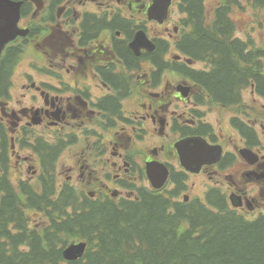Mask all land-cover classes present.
<instances>
[{
    "label": "flooded vegetation",
    "instance_id": "1",
    "mask_svg": "<svg viewBox=\"0 0 264 264\" xmlns=\"http://www.w3.org/2000/svg\"><path fill=\"white\" fill-rule=\"evenodd\" d=\"M24 1L23 23L28 41H42L47 64L40 66L33 61L32 69L43 72L46 78L37 81L32 74H25L19 96L0 102V149L7 152L8 165L20 175V180L32 181L36 177L34 151L56 143L59 157H69L71 162L61 174L62 184L79 188L82 196L89 199L102 197L101 193L108 195L106 189L111 194L116 191V196L121 193L111 184L126 187L147 182L145 164L149 161L164 162L172 175L173 164L178 160L175 143L201 136L225 149L231 169L239 163L245 166L242 180L228 173L230 182L219 179L212 186L225 196L226 203L243 213L264 207V104L261 109L256 108L260 103L257 97L252 98V112L245 113V119L239 113L230 115L229 130L210 132L207 110L199 106L200 91L205 88L209 93L203 74L212 71L211 63L192 57L188 63L182 55L167 56L170 42L164 36L174 35L166 26L168 21H148L165 26L164 36L156 35V30L149 33L157 47L162 42L167 45L159 59L146 50L138 56L131 50L135 32L145 28L147 22L145 3H138L136 14L129 16L125 12L134 7L130 0H105L100 3L105 9L98 11L88 8L87 3L86 9L80 10L72 0ZM173 30L179 32L177 24ZM167 62L166 66L160 65ZM198 64L203 66L198 68ZM167 73L171 77L165 81ZM252 79V96L260 94L264 98V84L259 88L258 80ZM259 89L261 93L257 92ZM173 105L175 109L169 112ZM246 148L254 152L250 164L237 155ZM42 158L39 153L40 163ZM0 162L3 168L5 165ZM209 169L213 167L203 166L200 172L192 173L181 168L187 179L193 175L203 177L191 186L186 182V187L192 191L203 187L205 176L211 177ZM77 170L82 173L77 175ZM30 172L33 174L29 176ZM97 173L106 189H85L86 181ZM216 173L220 174L218 170ZM207 196L205 191L204 197ZM230 196H234L235 203ZM183 199L189 202L199 198L187 192Z\"/></svg>",
    "mask_w": 264,
    "mask_h": 264
},
{
    "label": "trees",
    "instance_id": "2",
    "mask_svg": "<svg viewBox=\"0 0 264 264\" xmlns=\"http://www.w3.org/2000/svg\"><path fill=\"white\" fill-rule=\"evenodd\" d=\"M131 1L134 7L126 12L136 14L135 6L143 2ZM177 1L185 31L176 47L187 57L211 63L212 71L203 74L210 95L221 103H238L239 86L249 76L262 88L264 47L234 37L232 12L243 1L264 8V0H222L213 16L204 0ZM28 39L29 35L14 40L0 61V98L9 95L15 64ZM160 54L159 48L152 52L158 59ZM6 153L0 149L5 168ZM51 163L38 188L23 183L20 193L8 169L3 168L5 174L0 170L5 193L0 199V264H264V214L247 219L211 199L217 212L201 204L175 202L177 190L168 197L140 188L139 200L82 202L72 186L58 192ZM27 207L44 211L47 224L28 227ZM71 237L87 241L88 248L82 258L67 261L63 249Z\"/></svg>",
    "mask_w": 264,
    "mask_h": 264
},
{
    "label": "rangeland",
    "instance_id": "3",
    "mask_svg": "<svg viewBox=\"0 0 264 264\" xmlns=\"http://www.w3.org/2000/svg\"><path fill=\"white\" fill-rule=\"evenodd\" d=\"M73 3L76 4L77 8H79L80 10H85L86 8H84L85 3H87V7L92 9V10H101V9H105L102 8L104 6L100 7V3L105 1V0H72ZM115 2H118V0H114ZM131 1V0H130ZM136 1V0H135ZM142 2H145L146 4L150 2V0H141ZM206 3V8L207 11L209 13V16L214 14L215 11V7L217 5H219L221 3L222 0H204ZM247 1H243L241 2L240 6H235V8L233 9L232 12V16L235 20V24H236V30H235V35L237 37H240L241 39L244 40H251L252 42L255 43L256 46H261L264 47V8H259V7H255L254 5H250L249 3H246ZM117 6V5H114ZM131 13V12H130ZM129 12H125L126 15L130 14ZM184 14H182L179 6H175L172 9L171 15L168 19L167 25L168 27L171 28V32L174 33L173 31V26L174 24H178V20H180V17H183ZM45 17V16H43ZM182 19V18H181ZM182 21H179V23ZM183 23V22H182ZM23 24V23H22ZM147 27V32L150 34H154L155 30L157 31L156 35H160V36H164L166 35L164 31L165 30V26H157L156 23L154 22H148L146 23ZM182 28V26H181ZM184 30V29H182ZM183 32V31H182ZM182 32L176 33L172 38H169L168 36H164L165 38L168 37V39H170V45H169V54L173 53L176 54L178 51L176 49L175 46V42L179 39V37L182 35ZM44 48V45L42 43V41H40V44H38V41L33 40V42H29L28 41V45L26 47V50L24 51V53L21 55V57L17 60L16 62V67H15V73H14V84H13V88H12V98L15 99L19 96L20 93V89H18V87L20 86L21 83V77L27 73H30L33 75V77L35 78V80H40V79H45L46 77L43 75V72H39L36 71L34 69H32L31 67V63L33 61L37 62V65L40 66H44L47 64V59L45 57H43L42 54V50ZM57 54V52H55L54 58L56 59L57 57H55ZM201 66H203L202 64H198L197 67L200 68ZM174 77V75H173ZM251 89H248L245 94H243V100H244V105H242V107H240V111H237L236 113H240L241 115L244 116L245 114V110L252 112L250 110V106L249 104H252L251 101H254L251 97ZM260 102L262 103L263 101L260 99ZM129 108H131V105H129ZM175 109L174 105L170 108V110ZM169 110V111H170ZM232 113H235L234 109H231ZM207 117L206 119L208 121H211L214 123L216 129L219 131L220 127L223 129L226 128L227 126L224 124L226 119V114L228 113L227 111H222V110H218V108L216 106L213 107V109H209L207 112ZM221 119V121H220ZM219 122V123H218ZM54 163H55V173H57L58 177L61 176L62 173H64L65 170H67V168L70 166V158L69 157H59V153H57L55 159H54ZM177 165L175 167V169H177ZM245 166L243 164H238L236 167V173L238 174V176L241 178V170L244 168ZM35 168H39V167H35ZM232 170L228 169L227 171H225L224 174L226 173H230ZM82 173L81 171L77 170V175ZM86 176H88V173L86 171ZM100 174H94V177L92 178V180H87L86 181V185L84 186L85 189L87 190H105L106 189V184H102L101 179H100ZM13 179L16 181L15 176H12ZM218 178L223 179V174H219ZM201 180V176H193L189 183L192 181H199ZM213 180H215V178H213ZM31 183L37 185L38 181L37 179H35L34 181H31ZM62 184V181L60 180V184ZM112 188H118L116 185L111 184L110 185ZM107 191H109V193H107L108 195H105V193H101L103 196L101 198H107L108 196L111 197L113 195L116 194V191L113 192L111 194L109 189H106ZM121 194L117 193V195L115 197H120ZM33 208L27 209L28 211H32ZM40 215L36 212H31L29 215V220L32 221V224L36 225V227H38L39 225H43L46 224L45 222L42 221V219L39 217ZM44 217V216H42ZM39 219V220H38ZM73 240L72 241H76L75 237H71Z\"/></svg>",
    "mask_w": 264,
    "mask_h": 264
},
{
    "label": "water",
    "instance_id": "4",
    "mask_svg": "<svg viewBox=\"0 0 264 264\" xmlns=\"http://www.w3.org/2000/svg\"><path fill=\"white\" fill-rule=\"evenodd\" d=\"M172 0H153L152 4L148 8L149 19H154L160 23L164 22L168 17L169 8ZM20 2H14L11 0H0V56L5 45L13 40L18 34H25V30L18 28V21L20 19ZM131 47L138 52L141 47L147 49H153L154 43L148 38L144 30H140L136 33L134 41ZM202 143H205L204 141ZM180 153V159L184 166L189 167L193 164L216 162L222 155V149H178ZM249 156V152L245 153ZM190 168V167H189ZM149 176L151 179H155L157 175L162 176L158 183H155L156 187H160L164 184L168 175V168L161 165L151 164L148 167ZM86 249V243H73L64 250V256L67 259H77L83 255Z\"/></svg>",
    "mask_w": 264,
    "mask_h": 264
}]
</instances>
